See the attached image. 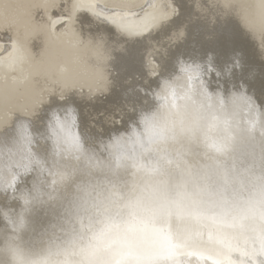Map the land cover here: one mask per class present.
<instances>
[{
	"label": "bare ground",
	"instance_id": "bare-ground-1",
	"mask_svg": "<svg viewBox=\"0 0 264 264\" xmlns=\"http://www.w3.org/2000/svg\"><path fill=\"white\" fill-rule=\"evenodd\" d=\"M237 10L245 23L264 32V0H0V176L10 179V172H18L21 177L11 187L0 182V234H6L0 238V264H14L13 249L25 264L45 259L87 264L86 251L95 253L91 264H108L121 253H131L125 264L264 261L259 254H244L264 232V118H253L234 133L231 144L238 152V166L224 164L231 160L216 154L224 148V139L218 142V136L211 134L215 114L203 111L194 117L189 110L198 96L200 73L180 71L206 62L213 48H206L204 57L198 47L215 42L225 29L233 47H216L220 61L214 64L222 71L225 93L230 82L240 84L233 79L245 74L264 109L263 60L256 69L246 65L243 73L233 67L231 81L224 72L231 71L235 52H241L232 30L239 20L231 23L225 16ZM221 15L220 24L215 18L221 20ZM157 29L163 34L157 36ZM185 36L188 41L180 44ZM143 38L150 47L146 64L145 51L132 44ZM88 46L95 49L93 55ZM89 56L97 62L112 58L113 69L104 71V79ZM133 57L144 61L141 71L151 79L146 88L117 77L133 74L129 67ZM240 59L244 68L245 55ZM161 78L173 81L172 91L178 87L176 100L164 108L156 98ZM77 80L91 82L71 87ZM208 85L213 91L219 88L215 76ZM129 90L136 91L129 94ZM56 94L68 96L65 103L77 106L80 131L92 147L112 132L129 131L130 123L143 130L140 120L145 118L160 132L143 143L122 138L119 152L116 143L110 144L111 153L97 150L90 163L66 161L54 154L43 125L49 109L59 103ZM105 97L111 102L104 103ZM244 98L235 102L236 107L252 110L253 101ZM97 109L102 117L94 114ZM22 112L40 113L33 120L31 136L17 125ZM30 160V171L16 167ZM66 167L75 171L62 180ZM234 167L249 175L221 179L238 182L228 186L213 178L232 173ZM41 182L47 194L29 211V217L38 216L40 230L31 233V219L29 229L14 232L21 199ZM239 184L246 185L240 189ZM62 188L63 195L58 193ZM75 199L85 201L88 211H77ZM44 216L48 219L43 222ZM105 226L109 230L98 244L92 236ZM20 234L26 235L27 253L19 246ZM171 244L177 246L174 259L167 255Z\"/></svg>",
	"mask_w": 264,
	"mask_h": 264
},
{
	"label": "clouds",
	"instance_id": "clouds-1",
	"mask_svg": "<svg viewBox=\"0 0 264 264\" xmlns=\"http://www.w3.org/2000/svg\"><path fill=\"white\" fill-rule=\"evenodd\" d=\"M214 53H209L206 62H203L197 67L199 76L196 77L198 81V96L192 100L189 104V110L195 117L196 114L203 111H211L215 114L216 125L211 129V134L216 136H228L232 133L239 131L242 125L249 123L253 118H264V109L261 108L259 101L255 99L254 93L248 92V86L244 81H240L239 90L236 89V85L233 83L228 84V93H225V86L220 79L222 77V71L219 70L213 63ZM243 53L236 52L233 57V63L230 64L231 71H224L226 78L231 81V72L233 67L239 71L242 67V63L239 60ZM192 66V65H191ZM61 71H64L61 68ZM182 72V68L180 67ZM213 76L217 78L219 88L213 91L208 82L213 79ZM173 85V81L167 78H161L160 90L157 92L156 98L161 101V108L165 106H172L176 100V91H172L170 86ZM166 93V94H162ZM237 97H248L253 101V109L250 111L239 110L234 102V98ZM56 100L59 102L56 107L49 109L47 118L43 121L44 128L47 130V134L50 138L53 146V152L56 156L63 158L66 161L79 162L85 160L87 157H91L93 153L98 152H109L110 144H114L116 141L130 137L132 140L137 142H147L155 135H158L160 129L153 126H147L143 119L140 120L142 129L138 128L136 124H129V131H120L119 133L112 132L108 137H103L98 140L94 147L90 146L81 133L79 128V109L75 104L65 103L69 99L68 96L56 94ZM46 103H51V98ZM256 113V115H253ZM40 115L39 112L31 114L20 113L17 120L19 130L23 133L31 136L32 123L36 116ZM204 131L203 128L200 129ZM79 145V150L76 148V144ZM36 163V167L40 168L41 163ZM21 177L18 176L16 181H20ZM42 189L44 188L41 182ZM31 199L25 202V199H21V210L19 213V221L13 229L14 232H21L27 227L28 223V212L31 206L34 204ZM6 234H0V238H3ZM13 261L14 264H25V261L19 256L18 253L13 249Z\"/></svg>",
	"mask_w": 264,
	"mask_h": 264
},
{
	"label": "water",
	"instance_id": "water-1",
	"mask_svg": "<svg viewBox=\"0 0 264 264\" xmlns=\"http://www.w3.org/2000/svg\"><path fill=\"white\" fill-rule=\"evenodd\" d=\"M225 16L228 18L229 21H231V23H232V21L235 20V18L237 20H239L237 22L238 23V26L237 25H234L232 30L235 33V36H236V39H237L238 50L241 51V52H243V54L245 55V57L247 59V60H244V68L241 67L240 70L243 73V70L244 69L246 70V65H249L250 66V64L252 66H254L255 69H256L257 66H258L259 61L260 60H263L264 61V32L261 29H258V28L257 29H253L252 28V25L250 23H248V22L245 23L244 16L241 17V13L238 10L236 11V14L235 15H225ZM222 17H223V15H221V20L218 17H216L215 18V21H217L218 23L221 24L222 23L221 22L222 21ZM87 28H88V30L90 29L89 26L86 27V29ZM225 31H226L225 29L222 30V32L220 33V36L219 37H216L215 42L214 41H210V42H207V43L203 44L204 46L198 47L199 48V53H202L204 57L207 56V54H208V50L207 49L213 48V53L215 54L213 61H214V64L215 65H216L217 60L220 61L219 60L220 59V56H219L220 50L218 48H224L226 50H230L233 47V46L230 45V43H231L230 42V39L228 37L227 32H225ZM155 33L157 34V36L160 35L162 33L161 32V29H157ZM189 36L191 38H193L192 35H191V33L189 34ZM107 40H104L103 41L104 42L103 44L105 45L106 48H111L110 45L107 44V43H109ZM184 41H188V37L185 36L183 38V40H180V44H182ZM132 44L135 47H137V48L140 47L139 48L140 51H145V52H143L144 53L143 54V60L145 61L149 57L148 54H146V51H147L148 48H150L148 45H146L147 44L146 43V39L145 38L140 39L138 41L133 42ZM195 44L196 43H194L193 45H195ZM216 47H218V48H216ZM110 51H112V49H110ZM87 52L89 53V55H93V53H95L96 51H95L94 48H90V46H88ZM230 52H226L227 55H229ZM88 60H89L90 63L96 64V66L98 67L99 73L102 72L101 73L102 74V79H104V77H105L104 76V71L110 72L113 69V68H111V66H113L114 64H113V62H110V61H112V58H109L107 60V62H97V61H95V58L93 56L92 57L89 56L88 57ZM143 60L138 59V58L136 59L134 57H133V60L132 61H131V59H129V61H130L129 62V67L133 71V74H131L129 76H125V77H120L118 75L117 77L120 79V81H129V82L134 83V84L138 83V84L141 85V87L144 86V88H146L145 86H147L146 84L148 83V79H150V77L147 78V76L144 75L142 73V71H141V69H142L143 66H141L140 63L144 62ZM239 60L241 61L240 58H239ZM145 64H146V61H145ZM129 67H126L125 68V71H127L129 69ZM240 70L238 72H240ZM132 71H131V73H132ZM242 77L243 78L238 77V78L233 79V82L237 81V79L239 81H244L245 84L248 86V92L250 94H253L254 93L255 99L258 101L259 99H258L257 93L251 87H249V82H248L249 80L246 78L245 74ZM131 80H133V81H131ZM84 81L85 82H82L80 80H77L75 82H72L71 87L73 85L74 86H77L78 83H79V85H82V84H88V83L91 82L90 80H84ZM117 82H119V81H117ZM151 83H152V81H150V84ZM236 85H237V88H240V84H236ZM135 91L136 90H134V91L133 90H129L128 92H129V94H134L133 92H135ZM107 97L109 98V96H107ZM106 101L108 103L111 102V100H108V99L106 100V97H105L104 103ZM122 106L124 108H126L125 107L126 106L125 103L122 104ZM96 113H99V116H101L100 109H97V111L94 114H96ZM81 122H82V125H84L85 120H84V123H83V121H81ZM82 129H83V127H82ZM235 138H236V134H234V133H232L229 137H226V136H223V137L222 136H218L217 137V141L218 142H222L223 139H224L223 144H224V148L225 149L223 148L221 152H216V154L219 155L220 158L222 157V159L223 158H226L228 156L226 161L231 160V162L224 163V164H227V165L235 164L236 166H238L236 164V163H238L237 162L238 159H237V157L235 155V153L238 155V152L234 150L233 145L231 144V142H233L235 140ZM229 156H231L230 159H228ZM233 169H235V170H233L232 173H228V171H227L226 173H223L221 175L213 176V178H215L216 180L218 179V182L219 183H225L226 184V185H222V186H228V185L232 184V182L233 183H238V182L237 181L222 182L221 179L225 178L226 176L227 177L232 176V178H234V179H236V178L246 179V178H244V175H249L248 174V171H246V170H245L246 172L240 173L239 172V169H236V167H234ZM236 171H238V172H236ZM245 185L246 184H239V188L242 189L243 187H245ZM185 186H187L186 183H185ZM58 193H61V195H63L65 193V188H62L61 191L59 190ZM58 196L61 198V196L59 194H58ZM60 201H61V199L58 202H60ZM29 214H30V212H28V223H29V221L31 219H32V222L34 223L32 229H30L31 230V233H33L32 230H35V232H36V231L40 230L39 228L41 226L38 223V219H39L38 216L35 215L33 217L35 219L34 220L32 217H29ZM40 219L44 222V220H47L48 218L44 216V218L40 217ZM28 223H27V225H28ZM27 227H28V229L30 228L29 226H27ZM21 232L23 233V231H21ZM20 235H22V234H20ZM26 242H27L26 235L23 234L19 238V246L20 247H23L24 251L27 253L29 250L26 247V244H25Z\"/></svg>",
	"mask_w": 264,
	"mask_h": 264
},
{
	"label": "snow or ice",
	"instance_id": "snow-or-ice-1",
	"mask_svg": "<svg viewBox=\"0 0 264 264\" xmlns=\"http://www.w3.org/2000/svg\"><path fill=\"white\" fill-rule=\"evenodd\" d=\"M82 5H76V7H80ZM198 67V66H197ZM197 67L189 66L182 68V71L189 72V73H195L197 72ZM192 76H189V79H191ZM244 97H237L234 98V102L238 100H244ZM145 124L147 126H150V121L148 118H145ZM116 146H117V152H119V144L120 141H116ZM77 150H79V145L78 143L76 144ZM91 157H87L85 159V163H90ZM117 160V165L119 164L120 157H116ZM33 163V161H29L27 164H19L16 165L17 168L20 169L22 172H28L30 171V166ZM35 163H39L38 161H35ZM75 169L71 167H66L65 170L61 174V179L65 180L66 178L70 177L74 173ZM19 176L18 172H10V179L5 178L0 176V182L7 183L9 187H11L15 182L17 177ZM77 191H81L80 188L77 189ZM46 190L42 189L41 185H33V188L30 189L25 195L24 199L25 202L27 203L29 199H31L33 202H42L44 196L46 195ZM74 206L76 207L77 211H88V205L85 201L80 200V199H75L73 201ZM109 230V226H105V228L101 229L100 231L96 232L92 236V240L97 242L98 244L102 241H104L105 236ZM176 249L177 246L175 244H171L168 248L167 255L170 259H174L176 255ZM245 255L249 256H256L259 254L260 256H264V232L258 234L253 241V245L250 251L245 252ZM131 255V253H121L117 257L111 258V260L108 262V264H125V261L127 260L128 256ZM85 260L87 261V264H91L92 259L95 257V253L92 251H86L84 253ZM39 264H55V261H51L49 259H45L44 261L39 262ZM261 264H264V261H261Z\"/></svg>",
	"mask_w": 264,
	"mask_h": 264
},
{
	"label": "rangeland",
	"instance_id": "rangeland-1",
	"mask_svg": "<svg viewBox=\"0 0 264 264\" xmlns=\"http://www.w3.org/2000/svg\"><path fill=\"white\" fill-rule=\"evenodd\" d=\"M2 51V50H1ZM2 53V52H1Z\"/></svg>",
	"mask_w": 264,
	"mask_h": 264
}]
</instances>
